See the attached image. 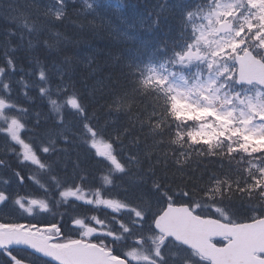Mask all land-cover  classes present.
<instances>
[{"label": "snow or ice", "instance_id": "snow-or-ice-1", "mask_svg": "<svg viewBox=\"0 0 264 264\" xmlns=\"http://www.w3.org/2000/svg\"><path fill=\"white\" fill-rule=\"evenodd\" d=\"M102 7L0 16V264H264V0H162L175 36L96 79L61 28L134 41Z\"/></svg>", "mask_w": 264, "mask_h": 264}, {"label": "trees", "instance_id": "trees-1", "mask_svg": "<svg viewBox=\"0 0 264 264\" xmlns=\"http://www.w3.org/2000/svg\"><path fill=\"white\" fill-rule=\"evenodd\" d=\"M46 0L44 3H47ZM5 5V8L0 11V16L8 15L11 11L7 10L9 4L13 5V8L17 6L20 13H27L31 11L29 5L36 3L37 0H0ZM118 2H122L125 7L120 11L114 7ZM177 0H168L170 6H175ZM43 3V4H44ZM105 7L99 9L100 16L97 17V23H100V19L106 17L112 21L121 31H128L129 35L134 36V41L125 40L123 37L116 38V34L112 33L108 28L92 29L87 24V20L92 19V16L77 17L72 15V20H76L77 23H67L66 27L61 28V31L66 32L67 35L72 36L79 43H73L70 45V51H74L79 54L80 60L85 61L87 58L92 60V68L97 69L96 79H100L106 75L109 66L112 63L111 58L116 54H121L125 58L127 55L130 59H145V55L151 52L162 43L165 39H171L175 36L176 24L171 15L161 16L160 27L149 31H143L140 29V24L151 25V19L149 18V12L155 15V12L160 8L162 0H102ZM182 6H188L187 3ZM2 8V6H1ZM123 16L125 22L121 23L117 18ZM83 23L85 27L81 29L78 25ZM129 24H134V29L128 28ZM10 25L7 20L0 19V40H3L2 33L7 30ZM13 43H20L15 38ZM27 40L21 44V51L17 53L18 56L23 57L26 55ZM158 56H162L163 53H157ZM2 62V61H0ZM27 67V65H25ZM77 76L80 80H86L88 83L93 81L89 79V70L85 67L84 63L77 65ZM39 107V104L37 105ZM127 143V141L125 142ZM163 170H161V174ZM169 178L172 177V172L167 173ZM178 175V174H177Z\"/></svg>", "mask_w": 264, "mask_h": 264}, {"label": "rangeland", "instance_id": "rangeland-1", "mask_svg": "<svg viewBox=\"0 0 264 264\" xmlns=\"http://www.w3.org/2000/svg\"><path fill=\"white\" fill-rule=\"evenodd\" d=\"M37 1H38V4H43L46 0H37ZM19 13H20L19 8H17V6H15L14 10L11 11L7 16H9V17L17 16Z\"/></svg>", "mask_w": 264, "mask_h": 264}, {"label": "bare ground", "instance_id": "bare-ground-1", "mask_svg": "<svg viewBox=\"0 0 264 264\" xmlns=\"http://www.w3.org/2000/svg\"><path fill=\"white\" fill-rule=\"evenodd\" d=\"M127 59H130V57L127 55V57H126Z\"/></svg>", "mask_w": 264, "mask_h": 264}, {"label": "flooded vegetation", "instance_id": "flooded-vegetation-1", "mask_svg": "<svg viewBox=\"0 0 264 264\" xmlns=\"http://www.w3.org/2000/svg\"><path fill=\"white\" fill-rule=\"evenodd\" d=\"M20 194H21V195L23 194L22 191L20 192Z\"/></svg>", "mask_w": 264, "mask_h": 264}]
</instances>
